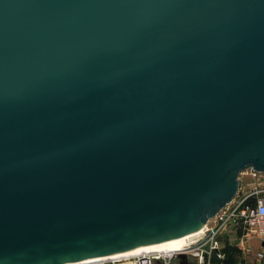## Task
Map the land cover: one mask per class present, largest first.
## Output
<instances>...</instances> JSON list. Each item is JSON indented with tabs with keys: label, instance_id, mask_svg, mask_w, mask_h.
Returning a JSON list of instances; mask_svg holds the SVG:
<instances>
[{
	"label": "water",
	"instance_id": "water-1",
	"mask_svg": "<svg viewBox=\"0 0 264 264\" xmlns=\"http://www.w3.org/2000/svg\"><path fill=\"white\" fill-rule=\"evenodd\" d=\"M252 170L264 0H0V264L193 242Z\"/></svg>",
	"mask_w": 264,
	"mask_h": 264
},
{
	"label": "built area",
	"instance_id": "built-area-1",
	"mask_svg": "<svg viewBox=\"0 0 264 264\" xmlns=\"http://www.w3.org/2000/svg\"><path fill=\"white\" fill-rule=\"evenodd\" d=\"M253 176H264L256 171H249ZM247 196L240 193L232 202L220 210L214 217L216 224L209 226L202 238L180 251L142 252L103 260H88L73 264H211L214 250L219 248L222 230L231 221L238 220L240 225L248 227L242 234V239L249 240L256 235L264 242V189L257 196L256 203L246 204ZM211 218L208 223H211ZM223 237V236H222ZM224 239V237H223ZM184 254L185 258L179 257ZM221 256V255H219Z\"/></svg>",
	"mask_w": 264,
	"mask_h": 264
},
{
	"label": "rangeland",
	"instance_id": "rangeland-1",
	"mask_svg": "<svg viewBox=\"0 0 264 264\" xmlns=\"http://www.w3.org/2000/svg\"><path fill=\"white\" fill-rule=\"evenodd\" d=\"M240 188L239 193L241 196H247V199L257 201V196L264 189V176H253L249 171L240 173ZM236 197V196H235ZM226 211V207L223 208ZM216 224V219L211 220L209 226ZM206 226V225H205ZM245 226L240 225L238 220L231 221L222 230L223 241L219 244L220 250L223 246L230 244L235 245L241 250L240 261L241 264H262L264 263V249L260 239L254 235L249 240L242 239V234L246 231Z\"/></svg>",
	"mask_w": 264,
	"mask_h": 264
},
{
	"label": "trees",
	"instance_id": "trees-1",
	"mask_svg": "<svg viewBox=\"0 0 264 264\" xmlns=\"http://www.w3.org/2000/svg\"><path fill=\"white\" fill-rule=\"evenodd\" d=\"M255 200L247 199L246 204H255ZM221 255V256H219ZM241 250L235 246L227 244L220 250H214L211 257V264H241Z\"/></svg>",
	"mask_w": 264,
	"mask_h": 264
},
{
	"label": "bare ground",
	"instance_id": "bare-ground-1",
	"mask_svg": "<svg viewBox=\"0 0 264 264\" xmlns=\"http://www.w3.org/2000/svg\"><path fill=\"white\" fill-rule=\"evenodd\" d=\"M207 224L209 225V223L204 224V227L207 228ZM206 225V226H205ZM206 232L203 234L205 235ZM203 235H201L198 239L202 238ZM198 239H196L193 242H187V243H182V244H176V245H170V246H158V247H151L148 250H139V251H134V252H129V253H124V254H119V255H114V256H109V257H104V258H99V259H94V260H103V259H107V258H114V257H120V256H125V255H132V254H138V253H142V252H158V251H180L185 249L186 246L193 244L194 242H196ZM91 260V261H94Z\"/></svg>",
	"mask_w": 264,
	"mask_h": 264
},
{
	"label": "crops",
	"instance_id": "crops-1",
	"mask_svg": "<svg viewBox=\"0 0 264 264\" xmlns=\"http://www.w3.org/2000/svg\"><path fill=\"white\" fill-rule=\"evenodd\" d=\"M261 241V240H260ZM262 242V244H263V249H264V242L263 241H261ZM262 264H264V263H262Z\"/></svg>",
	"mask_w": 264,
	"mask_h": 264
}]
</instances>
